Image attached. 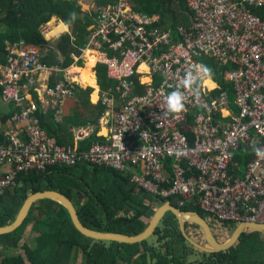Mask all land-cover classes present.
<instances>
[{"label":"built area","instance_id":"2783aa9c","mask_svg":"<svg viewBox=\"0 0 264 264\" xmlns=\"http://www.w3.org/2000/svg\"><path fill=\"white\" fill-rule=\"evenodd\" d=\"M185 2L188 26L166 32L154 27L157 16L130 0L96 9L81 56H72L95 54L118 95L100 94L108 108L97 122L70 127L72 143H59L38 114L52 108L62 122L79 73L49 65L44 47L8 44L0 62V112L8 115L0 120V195L20 185L22 175L84 160L126 174L157 203L197 208L215 230L264 224V157L254 151L264 148V20L254 12L264 0ZM40 30L53 36L51 21ZM199 64L213 68L229 89L213 76L198 98L188 94L180 118L163 115L166 95ZM136 84L141 94H131ZM243 150L250 159L241 165L236 158Z\"/></svg>","mask_w":264,"mask_h":264},{"label":"trees","instance_id":"16d2710c","mask_svg":"<svg viewBox=\"0 0 264 264\" xmlns=\"http://www.w3.org/2000/svg\"><path fill=\"white\" fill-rule=\"evenodd\" d=\"M100 1L106 4L110 0ZM134 4L147 13H160L165 20L163 23L172 28L180 23L187 24L185 13L189 9L185 0H134ZM254 12L264 20V6ZM72 13H75L74 20H70ZM54 16L70 26L71 30L57 38L46 39L40 27ZM95 16V11H85L77 0H0V62L6 60L9 43L25 41L46 48L48 55L45 60L49 65L57 63L68 67L74 61L72 54H80L81 47L86 44L89 26L94 23ZM79 64H83L82 59ZM209 65L218 69L213 61H209ZM225 69L228 67L222 70ZM95 70L101 90L115 89L117 82L108 77L105 64L98 63ZM215 73L213 76L229 89ZM92 91L90 86L77 88L74 112L67 114L63 123L55 122L51 111L40 112L42 127L56 136L59 143H72L70 126L91 119L97 122L105 110L101 101L91 102ZM141 91L138 87L137 93ZM93 137L95 135L91 139ZM243 151L236 158L241 165L250 159V154ZM21 178L23 182L20 185L0 195V225L11 223L25 199L31 193L44 189H56L70 197L81 220L90 229L125 235L142 232L156 209L152 204L164 202L157 203L149 194L137 192L126 174L110 166L84 160L73 165L55 164ZM170 202L176 205L172 199ZM182 210H192L206 218L197 208ZM30 222L33 225L31 230L37 231L38 235L22 242ZM185 229L196 241L202 239L197 226L186 224ZM154 234L157 236L156 247L150 246L147 239L135 244L94 240L75 227L62 204L44 198L32 205L22 225L0 235V264H264V238L261 233L245 231L227 251L203 253L206 258H197L194 262L188 261V257L195 248L181 235L173 214L168 212L163 216ZM20 247H23L22 251ZM80 252L82 263H78Z\"/></svg>","mask_w":264,"mask_h":264},{"label":"water","instance_id":"95a60500","mask_svg":"<svg viewBox=\"0 0 264 264\" xmlns=\"http://www.w3.org/2000/svg\"><path fill=\"white\" fill-rule=\"evenodd\" d=\"M44 198H50L62 204L69 212L75 227L87 237L98 241L119 242L126 244L142 242L154 234L163 216L168 212L173 214L176 218L179 231L183 238L195 249L205 254L227 251L237 243L239 237L245 231L264 234V224L240 223L234 228L229 238L220 242L214 236L207 221L198 212L181 210L171 205L170 202H164L158 208H156L149 220V223L139 234L125 235L114 232L94 231L83 223L77 207L70 197L56 189H44L31 193L25 199L17 217L11 223L0 225V235L10 233L22 225V223L28 217L32 205L38 200ZM187 223L196 225L200 229L205 241L204 245H202V243L196 242L187 234L185 230V224Z\"/></svg>","mask_w":264,"mask_h":264},{"label":"crops","instance_id":"0c3cea01","mask_svg":"<svg viewBox=\"0 0 264 264\" xmlns=\"http://www.w3.org/2000/svg\"><path fill=\"white\" fill-rule=\"evenodd\" d=\"M78 1V3L79 4H81V6H82V8L85 10V11H90L89 10V7L91 6V7H93V9L92 10H94L95 12H96V9L99 7V6H102V5H105V3H101V1L100 0H77ZM118 0H110L108 3H106V4H109V3H116ZM130 3L134 6V7H136V5L134 4V0H130ZM86 6H87V8H86ZM139 6H142L141 4H139ZM138 9V8H137ZM140 10V9H139ZM93 11V12H94ZM140 11H142V10H140ZM145 12V11H144ZM148 14H150V15H155V16H157L158 17V20L154 23V27L155 28H158V30L160 31V32H166V31H168V30H175L176 29V27L177 26H180V25H182V26H188V24H189V22H190V19H189V15L187 14V12L185 13V15L187 16V19H186V21H187V24H184V23H180V24H177V25H175L174 26V28H172V27H170V26H167L166 24H164L163 23V21H165L164 20V18L162 17V15L160 14V13H158V12H153V13H148ZM97 15V14H96ZM95 18H96V16H95ZM53 19H55L54 21L56 22V20L58 19V18H56V16H54L53 17ZM59 20V19H58ZM51 21V20H50ZM51 23H52V21H51ZM54 23V22H53ZM60 23H62L64 26H66V29H64V30H60L61 32L63 31V32H65V31H69V26L67 25V24H65L64 22H62V21H60V22H57V23H54L53 25V30H52V32H51V34H53V36H55L56 38H57V36H59V35H57V33L58 32H60V31H55V29L57 28V26H59L60 25ZM94 23H95V20H94ZM93 23V24H94ZM91 26V25H90ZM90 26H89V29H90ZM56 34V35H55ZM88 41V36L86 37V42ZM86 45V44H85ZM85 45L83 46V47H85ZM83 47H81V53H82V49H83ZM80 53V54H81ZM47 54H48V51H47ZM75 54V53H74ZM80 54H76V55H80ZM87 57L88 56H92L93 57V65L94 66H92V68H91V71L94 73L93 75H94V77H95V79H96V85H91V84H89L88 82H86V84H84V83H82V81L83 82H85L83 79H81V76H80V73H79V76L77 77L78 78V87H88V86H90V87H93V95H95V96H98L97 98H96V100L94 101L93 99H92V93H91V95H90V100H91V102L92 103H98L100 100H99V96H100V94H102V93H106V92H110L109 90L108 91H103V90H101V88H100V86H99V84H98V82H97V75H96V70H95V67H96V65L98 64L97 63V58H96V55L95 54H92L90 51H88L87 53ZM60 56V55H59ZM81 56V55H80ZM60 58H61V60H62V57L60 56ZM74 58V57H73ZM86 60V56L84 55V57L83 58H79V60H77V61H73V63L72 64H70L68 67H69V70H70V72L71 73H76L77 71H75L74 69L76 68V67H84L85 65L84 64H79V61L80 60ZM88 60V59H87ZM96 61V62H95ZM57 64V63H56ZM81 80V81H80ZM143 82H146V79H145V77H144V79H143ZM211 83H214L213 81H211ZM96 87V88H95ZM112 89V88H111ZM137 89H138V84H136L134 87H133V90H132V92H131V94H135V95H138V94H141V93H137ZM95 90V91H94ZM142 92V91H141ZM111 95L114 97H116L117 95H118V92L115 90V89H112V93H111ZM76 92H75V94H74V96L73 97H71L70 99H68L67 100V102H68V104H69V108L67 109V111H66V115L67 114H69V113H72V112H74L73 110H74V108L73 107H71V105L74 103V105H75V103H76ZM114 97V98H115ZM67 102H66V104H67ZM108 107H107V105H105V110L107 109ZM5 109H7V107H5ZM104 110V111H105ZM48 111H51L52 112V115L54 114V110L52 109V108H50V109H48V110H46V111H41V113H47ZM103 111V112H104ZM102 112V113H103ZM5 113V112H4ZM40 114V113H39ZM38 114V116H40ZM66 115L65 116H63L64 118H63V121L61 122V121H55V122H57V123H63L64 122V120H65V118H66ZM8 119V115L5 113V114H2V112H0V120H2V122H4V121H6ZM53 119H54V117H53ZM92 120V119H91ZM87 121H89V120H87ZM86 121V122H87ZM93 121V120H92ZM41 122V121H40ZM85 123V122H84ZM79 124H81V123H79ZM0 125L2 126V124L0 123ZM4 125V124H3ZM42 125V124H41ZM73 125H78V124H73ZM73 125H71L70 127H72ZM45 129V128H44ZM70 129V128H69ZM63 133V135H64V132H62ZM0 135H1V133H0ZM231 233V232H230ZM229 236H230V234L228 235V238H229ZM218 238V237H217Z\"/></svg>","mask_w":264,"mask_h":264},{"label":"clouds","instance_id":"9594fccd","mask_svg":"<svg viewBox=\"0 0 264 264\" xmlns=\"http://www.w3.org/2000/svg\"><path fill=\"white\" fill-rule=\"evenodd\" d=\"M74 19H75V13H72L70 16V20H74ZM212 77H213V71L208 66H206L204 64H199V65L194 66V68L192 70L185 73V75L176 84L175 88L166 95L165 104H164V107L162 109L163 115L170 116L172 118H180L181 115L186 110L185 109V103H186V100L188 99V94L190 93L193 97L198 98L201 95V89L212 81ZM121 148L123 150L122 144H121ZM254 151H255L257 156L264 157V148L254 147ZM164 202H166V201H164ZM164 202L160 203L159 205L157 204L155 207L157 208L158 206H160ZM187 224H189V223H187ZM191 225H193V224H191ZM233 230H231V232ZM189 231H191V230H189ZM187 234H188V232H187ZM188 235L192 239L195 240V238L192 237L191 234H188ZM200 235H201L202 239L200 241H196V240L195 241L202 243V245H204L205 241L203 239L202 233ZM216 239L218 241L222 242L219 238H216Z\"/></svg>","mask_w":264,"mask_h":264},{"label":"rangeland","instance_id":"374dc122","mask_svg":"<svg viewBox=\"0 0 264 264\" xmlns=\"http://www.w3.org/2000/svg\"><path fill=\"white\" fill-rule=\"evenodd\" d=\"M86 8H87V6H86ZM93 9V7H89V10L90 11H94V10H92ZM57 18V17H56ZM55 19H51V21H52V25L54 24V23H57V22H60V20H56V22L54 21ZM54 22V23H53ZM54 26V25H53ZM71 30V27L69 26V31ZM61 33H63V31L61 32H58L57 33V35H60ZM56 35V34H55ZM57 37H59V36H57ZM52 38H56L55 36H52L51 37V39ZM85 56H86V60H84L83 59V64L85 65L86 64V62H87V54H85ZM90 58H91V61H92V63H93V57L90 55L89 56ZM96 62V61H95ZM94 66V65H93ZM81 81V80H80ZM82 83H86V82H83L82 81ZM96 88V87H95ZM95 91V90H94ZM94 93L92 92V99L95 101L96 100V98L98 97V96H95V95H93ZM74 104V103H73ZM71 105V107H73L74 105ZM70 106H69V104H68V102H67V104H66V107H65V109H66V111H67V109L69 108ZM157 204L156 203H153L152 204V206L153 207H155ZM209 221V220H208ZM209 223H210V226L212 227L211 229H212V231H213V233H215V224L214 223H212L211 221H209ZM32 227H33V225H31V222L28 224V226H27V229H26V235H25V237H24V239L22 240V242L25 240V241H27V240H29V239H31V237H34V236H36V235H38L37 234V231L36 232H34V231H32L31 229H32ZM231 228H233V225L231 224L230 226H228V228L226 229V230H217L216 229V234H217V236H216V238L218 237L221 241H224V240H226L227 238H228V235L230 234L231 235ZM160 229H163V226H161L160 225ZM231 232V233H230ZM263 238H264V234H263ZM147 241H148V243H149V245L151 246H154V247H156L157 245H158V243H157V236L154 234V235H152V236H150L148 239H147ZM21 251L23 250V247H20L19 248ZM19 250V251H20ZM205 255L202 253V252H200V251H198L197 249H195V251H193V254L191 255V256H189L188 257V261H190V262H194L197 258H200V259H204V258H206V257H204ZM82 255H81V252H80V254H79V259H78V263H82Z\"/></svg>","mask_w":264,"mask_h":264},{"label":"bare ground","instance_id":"6f19581e","mask_svg":"<svg viewBox=\"0 0 264 264\" xmlns=\"http://www.w3.org/2000/svg\"><path fill=\"white\" fill-rule=\"evenodd\" d=\"M66 29V26H64L62 23H60L59 26L55 29V31H60ZM86 65L84 67H76L74 70L80 73L81 79H83L85 82H88L91 85H96V79L94 77V73L91 71V68L93 66V63L91 61V58L88 56ZM86 84V83H84ZM211 87L213 86L212 83H208ZM159 207V206H158ZM157 207V208H158ZM186 218V217H185Z\"/></svg>","mask_w":264,"mask_h":264},{"label":"flooded vegetation","instance_id":"af4514ba","mask_svg":"<svg viewBox=\"0 0 264 264\" xmlns=\"http://www.w3.org/2000/svg\"><path fill=\"white\" fill-rule=\"evenodd\" d=\"M208 224H209V226H210V223L209 222H207ZM211 227V226H210ZM212 228V227H211ZM213 232V231H212ZM214 234V236L216 237L217 236V234H216V230H215V233H213Z\"/></svg>","mask_w":264,"mask_h":264}]
</instances>
